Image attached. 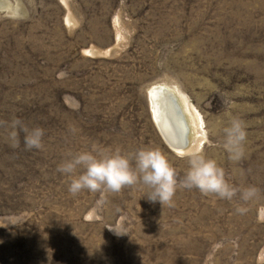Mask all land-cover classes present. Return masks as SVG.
Listing matches in <instances>:
<instances>
[{"label":"rangeland","instance_id":"obj_1","mask_svg":"<svg viewBox=\"0 0 264 264\" xmlns=\"http://www.w3.org/2000/svg\"><path fill=\"white\" fill-rule=\"evenodd\" d=\"M159 85L195 130L183 152L157 131ZM233 118L239 162L223 148ZM13 119L43 128V147L23 133L13 147ZM0 122V264H264V0H0ZM94 148H158L181 178L201 152L260 192L178 189L174 207L140 184L73 196L57 166Z\"/></svg>","mask_w":264,"mask_h":264},{"label":"clouds","instance_id":"obj_2","mask_svg":"<svg viewBox=\"0 0 264 264\" xmlns=\"http://www.w3.org/2000/svg\"><path fill=\"white\" fill-rule=\"evenodd\" d=\"M3 123V122H0ZM9 133L13 147H18L20 134H24V146L31 150L43 147L44 129L26 127L20 119H13ZM223 148L228 158L239 162L245 157L247 130L245 122L233 118L223 129ZM189 170L181 178L168 157L158 148L139 149L132 154H122L119 149L105 155L97 149L80 152L57 166V171L72 176L68 191L73 196L88 192L120 193L125 188L140 184L148 190L144 196L149 202L174 207L178 189H198L202 194H214L221 199L232 200L238 194L247 201L256 197L260 190L249 186L238 189L226 179L225 170L216 160L207 158L201 152L187 153ZM78 170H81L78 173ZM103 203V202H101ZM237 212H243L237 208ZM116 234H124L116 230Z\"/></svg>","mask_w":264,"mask_h":264},{"label":"bare ground","instance_id":"obj_3","mask_svg":"<svg viewBox=\"0 0 264 264\" xmlns=\"http://www.w3.org/2000/svg\"><path fill=\"white\" fill-rule=\"evenodd\" d=\"M149 100L154 122L164 141L171 147L177 146L179 149L173 148L177 152H183L195 137V130L183 103L173 90L160 85L150 88Z\"/></svg>","mask_w":264,"mask_h":264},{"label":"water","instance_id":"obj_4","mask_svg":"<svg viewBox=\"0 0 264 264\" xmlns=\"http://www.w3.org/2000/svg\"><path fill=\"white\" fill-rule=\"evenodd\" d=\"M157 131L159 132V134H160V136L162 137V135H161V133H160V131L157 129ZM186 134V136H188V132H186L185 133ZM164 137H162V139H163ZM165 140V138L163 139V141ZM165 143H166V141H164ZM166 145L171 149V150H173V151H176V150H174L173 148H175V149H179L177 146H173V147H171L168 143H166Z\"/></svg>","mask_w":264,"mask_h":264}]
</instances>
